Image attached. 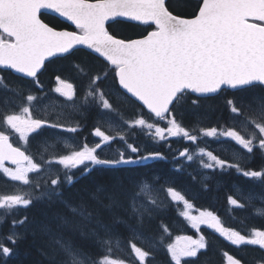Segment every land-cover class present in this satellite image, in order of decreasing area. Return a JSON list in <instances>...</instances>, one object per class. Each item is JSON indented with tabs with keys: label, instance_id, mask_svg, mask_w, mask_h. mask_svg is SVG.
I'll use <instances>...</instances> for the list:
<instances>
[{
	"label": "snow or ice",
	"instance_id": "snow-or-ice-1",
	"mask_svg": "<svg viewBox=\"0 0 264 264\" xmlns=\"http://www.w3.org/2000/svg\"><path fill=\"white\" fill-rule=\"evenodd\" d=\"M44 11L64 18L74 30L50 26L41 19ZM111 25L145 26L146 34L123 37L111 31ZM81 47L106 62L103 74L97 73L90 79L82 103L99 108L98 115L107 118L104 122L116 134L106 133L98 121L92 135L99 142L77 147L72 136L62 133L76 134L80 131L79 121L72 124L62 110L49 112L47 106L41 110L43 118H36L33 110L39 98L13 90L23 96V101L18 112L10 111L0 119V173L19 185L31 186V191L0 195V211L5 216L21 209L35 211L31 218L26 215L14 219L13 230L0 236V264H9L16 257V245L23 239L15 230L17 225L24 234L39 238L38 251L48 264H126L112 256L113 247L119 248L121 243L115 231L117 226L123 225L134 239H140V230L170 203H183L184 210L179 214L198 233L201 225H206L237 248L248 245L264 250V230L253 228L247 235L242 234L224 227L221 219L207 210L193 216L192 204L174 187L159 185L158 178H138L131 169L121 167L166 158L159 151L140 155V148L128 142L132 129H146L145 135L156 143L166 142L169 137L192 143L200 137L217 141L223 138L235 142L249 156L259 151L264 158V0H0V73L11 70L39 86L38 74L46 61L66 58ZM113 71L114 82L123 90H117V97L135 98L147 109L152 122L142 112L135 119H123L105 92L96 87ZM56 84L53 91L72 102L67 106L73 112H80L73 85L60 76H56ZM0 85L8 90L3 75ZM222 89L243 94L226 101L233 126L201 128L198 137L176 119L175 112L189 99L193 108H199L201 100ZM10 103L7 98L0 102L3 106ZM113 114L121 116V124L112 121ZM159 122L167 126L162 127ZM237 123L243 132L237 130ZM46 129L52 130V143L47 139L41 141L43 150L38 162L28 154L27 146L32 134L40 135ZM10 133L19 137L23 147L13 146ZM117 140L121 144L111 158L99 155V151ZM60 149L63 154H58ZM45 155L50 158L44 159ZM179 157L189 162L198 157L202 169H235L243 177L264 185V168L244 170L239 163L241 154L234 155L236 162L230 163L212 151L200 148L192 153L185 148ZM6 161L15 167H6ZM54 167V178H45L42 183L30 176H40ZM178 170L183 171V166ZM77 171L81 179L91 176L93 171L103 172L104 176L93 180L91 188L83 189L80 200L73 201L65 196L63 186L78 182ZM200 183L208 187L204 179ZM37 190L39 195L35 194ZM161 192L167 196L161 197ZM240 195L246 203L230 195V211L252 205L255 197L251 193ZM258 198L264 202V194ZM255 211L264 216V209ZM3 222L4 217H0V223ZM161 227L158 240L164 245L170 232L166 225ZM84 243L103 254L93 258L84 251ZM208 247L209 241L203 234L198 238L181 235L166 245V253L170 264H188L186 258L197 259ZM131 252L135 257L133 264H146L151 255L136 243H131ZM223 256L226 264H242L228 252ZM256 264H264V255Z\"/></svg>",
	"mask_w": 264,
	"mask_h": 264
},
{
	"label": "trees",
	"instance_id": "trees-1",
	"mask_svg": "<svg viewBox=\"0 0 264 264\" xmlns=\"http://www.w3.org/2000/svg\"><path fill=\"white\" fill-rule=\"evenodd\" d=\"M193 2H195V0H193ZM41 19L49 23L50 26H55L57 29L74 30V27L54 16L42 13ZM110 30L123 37L136 38L139 35L146 34L145 26L131 27L127 25H111ZM148 30L151 29L149 28ZM89 53L90 52L80 48L66 58H52L47 63L44 72L47 74V83H50L49 87H52V89L54 88L56 76H60L61 79L77 78L85 82L86 80H90L97 73L103 74L106 62L98 56ZM77 65L79 68L83 69V72L78 70L76 67ZM14 79V76H12V79L7 78L8 85L11 87L9 92L10 95L6 94L7 96H5L7 99L14 97L12 90L21 91L23 96L28 94L25 89L26 87L28 88L29 85L27 83L21 84L24 81L21 78H16L17 81ZM97 83L99 89L103 90L113 103L114 108L122 114L123 119H135L137 116L141 115L142 112L146 120L152 121L150 114L137 102L132 99L129 100L123 97H117V90L120 92L122 91L119 89L117 82H114V71L110 72L106 79H102ZM33 84L34 82L32 81V94H37ZM43 85L46 84L44 83ZM242 95L243 94L240 92L223 89L218 94L209 96L208 99L201 100L199 108H193L191 106V100L189 99L187 103L183 104L175 112L176 119L189 130H199L208 127L227 128L233 126L232 121L229 119L230 113L226 101ZM23 96H18L19 103L23 101ZM77 96H81V94L79 93ZM5 98H3V100ZM3 100L0 99V102ZM97 110H99V108L95 105H92L91 108L87 107L84 111L85 118L83 117L80 119V131H78L77 134L87 137L86 141L91 138V129L96 125L98 117ZM235 126L238 125L236 124ZM138 135H140L138 136L140 138L139 140L129 139L130 133H128L129 141H137L141 148L143 145L140 141H143V143L146 142L147 145H145V149H149V151H159L166 158L150 160L135 165L121 166L122 168L131 169L132 175L138 178L146 177L149 180L158 178L159 185L174 187L175 190L181 192L185 196L192 204V207L203 211H212L221 219L222 224L226 228L240 231L245 235L253 228L264 230V216L257 215L255 211L256 209H264V202L258 198L261 194H264V185L259 181H252L249 178L243 177L238 174L235 169H229L226 172H222L220 169H212L209 171L208 175L204 176L198 172L193 162L186 163L183 158L177 157L179 150L181 151L185 148L192 149L206 146L211 149L207 142L200 138L195 145L189 141L169 138L166 142L148 146L149 142L144 140L142 134ZM35 137L32 136V140H35ZM39 139L41 140L42 138L39 137ZM117 142L118 141L115 142L116 145L114 147L118 145ZM135 145L137 146V144ZM220 150L221 151H215V154L230 163L236 162L232 156L227 155L228 153H225L223 149ZM239 163L244 170H261L264 168V158L261 157L259 151H256L251 156H249L246 151H242ZM181 166H183V171L178 170ZM103 176V172L93 171L91 176L81 179L80 173H76L78 182L70 187L64 185V194L73 201H79L84 194L83 189L85 187L91 188L93 186L92 181L102 179ZM193 177H195V179H193ZM201 179H204V182L208 185L207 188L202 186L200 183ZM159 185H157V187H159ZM237 189H239V193ZM240 193H242L243 196H247L251 193L255 197L252 201V205L244 209L234 208L230 211L229 209L232 208V206L228 204V197L230 195L239 199L241 203H246V200L243 199ZM160 195L161 197H166L167 193L161 192ZM181 205V203L179 205L170 203L166 210L160 212L156 219L151 221V223H146L145 227L140 230V239H134L128 229L123 225H118L115 231L121 238V243L119 248L113 247L112 256L123 259L126 263L133 264L134 259L131 252V243H136L138 247L151 253L146 264H170V257L166 253V245L172 243L176 236L197 234L196 231L189 226L187 220L179 214L183 211V206L181 207ZM34 211L35 209H29L27 211L21 209L18 212L14 211L6 215L4 217V222L0 224V236H7L10 231L13 230L12 221L14 219L20 220L26 215L31 218ZM161 225H166L170 232V235H167L164 240V245H160L158 240L159 235L162 233ZM15 230L23 235V239L16 245V257L9 263L48 264L47 260L41 256L38 251L41 244L39 238H34L31 233L24 234L23 229L18 225ZM198 234H203L206 237L209 241V247L207 250H202L201 253L198 254L197 259L186 258L188 264H224V252H228L235 258L240 259L242 264H256V261L264 255V250L259 249L258 246L243 245L237 248V246H233L230 242H226L218 233H215L207 227H202ZM153 244H155L156 247H153ZM82 246L84 251L89 253L93 258H99V256L103 254L90 243H84ZM135 264H138V261H136Z\"/></svg>",
	"mask_w": 264,
	"mask_h": 264
},
{
	"label": "rangeland",
	"instance_id": "rangeland-1",
	"mask_svg": "<svg viewBox=\"0 0 264 264\" xmlns=\"http://www.w3.org/2000/svg\"><path fill=\"white\" fill-rule=\"evenodd\" d=\"M57 86V85H56ZM55 86V87H56ZM97 87V86H96ZM98 88V87H97ZM86 89V88H85ZM87 91V90H86ZM85 91V92H86ZM59 94V93H58ZM35 96H37L39 99L35 102V108L33 110V115L34 117L36 118H43V111H41L42 109H44L45 106L48 107V111L49 112H59V111H63L65 116L68 118V120L72 123V124H75V122L79 121L80 123V119L81 118H85V114H84V111L85 109L88 108H91V106L89 105H85L82 103L83 101V97L85 94H82L81 96H77L75 95L74 99H75V102L80 105V112H73V110L68 107L67 105L71 104L72 102L70 101H67V100H63L60 98V96L58 95H49V96H45V94L43 93H38V94H33ZM5 98V97H4ZM9 100V99H8ZM10 101V100H9ZM18 101V100H17ZM18 105V104H17ZM20 105V104H19ZM7 108L5 109V112H10V111H14V112H18L19 111V107L17 108H13L12 106V102L6 106ZM101 110H97V114L100 112ZM81 113H83V115H81ZM96 114V115H97ZM52 119H55V115H52L51 117ZM107 118L106 117H101L98 115L97 117V122L98 121H101L100 123V126L102 128V130H104L106 133H108L109 135H113L115 136L116 134V130H110L109 129V126H108V123L104 122L106 121ZM112 121L115 122L116 124H121L122 123V120H121V116L120 115H115L113 114L112 115ZM149 122H152L150 120H148ZM97 122H96V125L91 129V134L93 133V130L94 128L97 126ZM238 126H235L237 128V130H240L243 132V129L240 127V124L237 123ZM160 126L162 127H166V123L163 124L160 123ZM124 127L126 128L127 125H124ZM189 130V129H187ZM10 132V130H8ZM59 131V130H57ZM147 130H143L141 131L140 129H132L129 133H130V136H129V139H140L138 136V134H142V137L144 138V140H147L149 143H148V146L150 145H155L157 144L156 142H154L149 136H146L145 135V132ZM192 134L194 135H197L198 137H200V129L197 130V129H192V130H189ZM51 132L52 130H43L42 134H40L41 136V140L38 138V139H35V140H32V135L30 136V141H29V144L27 146V149L28 150H31L32 151V156L39 162L40 160V153L42 152V147H41V141H44L45 139H47L48 143L51 144L52 143V137H51ZM78 133V132H77ZM69 134V133H62L65 137H68V136H72L73 137V142L77 145V147H82L85 143H87L89 146H92L94 143L96 142H99V138H96V137H93V135L91 136V138H89L88 141H86V138L84 135L82 136H79L78 134ZM13 137H15V139L17 140V143L20 145V147H23V143L19 141V137L15 134H12L10 133ZM245 135H247V133H244ZM169 138H177V137H169ZM168 138V139H169ZM128 139V142L129 143H133L134 145L137 144V147L140 148V154L142 152L141 155H145L147 154L148 152H154L153 151H149V149H145V143H143V141L140 143H142V148L138 145L137 141H129ZM167 139V140H168ZM178 140H185L183 138H177ZM200 139H202L203 141L207 142V144L211 147L208 148L206 146H203V147H197V148H192V149H189L190 152L192 153H196L200 148H203L207 151H212L213 154H215V151H221L220 149H223L225 151V153H228L227 155H230L232 156V158L234 157V155L236 154H241L242 155V151H245L243 149H240L238 145L235 144V142H224L223 141V138H221V141H217L215 140L214 138H209V137H200ZM118 141V140H117ZM187 141V140H185ZM223 141V142H222ZM136 142V143H135ZM190 142V141H189ZM118 145L116 147H114L116 145V143H113L111 144L110 147H105L103 148L102 151H99V155L101 157H108V158H111L113 155H114V150L120 146L121 142L118 141L117 142ZM196 143H194L195 145ZM136 146V145H135ZM242 150V151H241ZM182 151V150H181ZM50 152H51V149H50ZM180 152V150H179ZM58 154H63V149H60ZM216 155V154H215ZM218 156V155H217ZM179 157V153H178V156ZM219 157V156H218ZM50 158V155H45L44 159H49ZM186 163H188L189 161H187L185 158H183ZM206 159V158H205ZM152 160V159H150ZM150 160H145V161H142V162H147V161H150ZM140 162V163H142ZM195 164L196 166V169L199 170L198 172L202 175H208L209 174V171L212 170V169H202L200 167V161H199V158L197 157L196 159H194V161H191ZM185 163V162H184ZM8 167V166H6ZM12 167H15V166H12ZM202 169V170H201ZM76 171V170H74ZM207 172V173H206ZM76 173H79L78 171ZM1 175H3V173H0ZM4 176V175H3ZM30 176L32 177L33 181H36L37 179H39L41 181V183L43 182V179L45 178H54L55 176V167L49 171V170H46L45 172L41 173L40 176H37L35 173H30ZM8 179V178H6ZM9 180V179H8ZM8 185L9 187L4 189L3 191L0 190V195H6V194H16L18 190H22V191H31V186H23V185H19V182H13V181H8ZM36 195H39V190H37L35 192ZM181 207L183 206V210H184V205L183 203H181ZM203 211V210H199V209H196L194 207L191 208L190 212H191V215L193 216H198L199 213ZM5 215V213L3 211H0V217H3ZM185 219V218H184ZM187 223L189 224V222L187 221ZM189 226L191 227V225L189 224ZM202 227H207L206 225H201L200 229ZM192 228V227H191ZM193 229V228H192ZM196 231V235H190L192 236L193 238H198V232L196 229H194ZM175 240V239H174ZM174 242V241H173ZM132 257L133 259H135L134 257V254L132 253ZM126 264H132V263H126ZM226 264V261L225 263Z\"/></svg>",
	"mask_w": 264,
	"mask_h": 264
},
{
	"label": "flooded vegetation",
	"instance_id": "flooded-vegetation-1",
	"mask_svg": "<svg viewBox=\"0 0 264 264\" xmlns=\"http://www.w3.org/2000/svg\"><path fill=\"white\" fill-rule=\"evenodd\" d=\"M49 61H46V63H45V67H44V69H42V71L38 74V80H39V86H37L36 85V83L34 82V84H33V86H34V88L36 89V91H37V94L38 93H43V94H45V96L47 97V96H49V95H51V96H53V95H58V96H60V94H58V93H56L55 91H53L54 90V88H55V86L57 85L56 83H55V85L53 86L54 88L52 89V87L50 88L49 87V84L50 83H47V74H45L44 72H45V69H46V65H47V63H48ZM0 75H3L4 76V79H5V83L7 84V86H8V90L7 91H4L3 89H4V85H0V99H2L3 100V98L5 97V96H7L6 94H9L10 95V90H11V87H10V85H8L9 83L7 82V78H11L12 79V76H14V80L15 81H17L16 80V78H18V79H22V80H24L21 84H25V83H27L28 85H29V87L27 88L26 87V91H27V93L29 94V93H31L32 94V80H31V78H24V77H22V76H18V75H15V74H13L12 72H11V70H8V71H6V72H3V73H0ZM65 80H67L69 83H71L72 85H73V88H74V91H75V95H78L79 93L82 95V94H85V91L88 89V84H89V81L90 80H86L85 82L83 81V80H81V79H77V78H67V79H65ZM43 82V83H42ZM17 83V82H16ZM46 84V85H43V84ZM18 84H20V83H18ZM98 84V83H97ZM118 85V84H117ZM97 86V85H96ZM98 88H99V86H97ZM86 88V89H85ZM52 89V90H51ZM12 93L14 94V97L13 98H8L11 102H12V106H13V108H17V107H19V100H18V95H16L15 94V91H13L12 90ZM26 93V94H27ZM12 94V95H13ZM27 94V95H28ZM35 94V93H34ZM79 97V96H78ZM60 98L61 99H63V100H66L65 99V97H63V96H60ZM18 100V101H17ZM18 104V105H17ZM7 107L6 106H3V105H0V114H1V116H0V119H2V117H3V115H5L6 113H8V112H5V109H6ZM89 112V111H88ZM32 136H36L35 138L36 139H38L39 137H41L40 135H37V134H33ZM32 138V137H31ZM10 142H12L13 143V146H20L18 143H17V140L15 139V137H13L11 134H10ZM28 154H30V155H32V151L31 150H28ZM5 166H8V167H12V166H14V165H8V164H5ZM8 179H6V177L5 176H3V175H1L0 174V190L1 191H3L4 189H6V188H8L9 187V185H8ZM3 217H5V215L3 216ZM4 220H5V218H4ZM0 224H2V223H0ZM10 264V263H9Z\"/></svg>",
	"mask_w": 264,
	"mask_h": 264
},
{
	"label": "water",
	"instance_id": "water-1",
	"mask_svg": "<svg viewBox=\"0 0 264 264\" xmlns=\"http://www.w3.org/2000/svg\"><path fill=\"white\" fill-rule=\"evenodd\" d=\"M43 13L48 14V15H51V16H54V17L58 18L59 20L65 22L66 24H68V25L74 27L73 25L70 24V22H66V21L64 20V18H62V17H58L57 14L52 13L51 11H44ZM58 30H61V29H58ZM67 30H69V29H67ZM81 48L84 49L83 47H81ZM84 50L90 52V50H88V49H84ZM94 55H96V54H94ZM96 56H97V55H96ZM99 58H100V57H99ZM101 59H103V58H101ZM12 73H13V72H12ZM13 74H15V73H13ZM15 75L22 76L21 74H15ZM117 83H118V82H117ZM118 86H119V85H118ZM120 90L123 92L122 89H120ZM222 90H223V89H222ZM230 90H231V89H230ZM216 94H218V93H216ZM216 94H209V96H214V95H216ZM193 95H194V94H193ZM131 99L135 101V98H131ZM135 102H137V103L139 104L138 101H135ZM139 105H140V104H139ZM140 106L143 107L142 105H140ZM145 111H147V109H145ZM5 163L8 164V165H11V164H10L9 162H7V161H6Z\"/></svg>",
	"mask_w": 264,
	"mask_h": 264
},
{
	"label": "bare ground",
	"instance_id": "bare-ground-1",
	"mask_svg": "<svg viewBox=\"0 0 264 264\" xmlns=\"http://www.w3.org/2000/svg\"><path fill=\"white\" fill-rule=\"evenodd\" d=\"M142 142V141H141ZM145 143V142H144ZM195 166V165H194ZM193 167V166H192ZM202 170V169H201ZM199 171V170H198ZM207 173V172H206ZM224 226V225H223ZM226 242H228V241H226ZM121 249V248H120Z\"/></svg>",
	"mask_w": 264,
	"mask_h": 264
}]
</instances>
